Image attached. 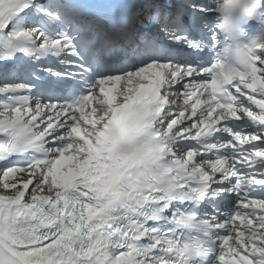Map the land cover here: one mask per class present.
<instances>
[{
    "label": "snow or ice",
    "instance_id": "1",
    "mask_svg": "<svg viewBox=\"0 0 264 264\" xmlns=\"http://www.w3.org/2000/svg\"><path fill=\"white\" fill-rule=\"evenodd\" d=\"M168 7L0 0V264H264V45Z\"/></svg>",
    "mask_w": 264,
    "mask_h": 264
},
{
    "label": "clouds",
    "instance_id": "2",
    "mask_svg": "<svg viewBox=\"0 0 264 264\" xmlns=\"http://www.w3.org/2000/svg\"><path fill=\"white\" fill-rule=\"evenodd\" d=\"M212 6L213 63L218 72L231 74L248 62L258 44L264 45V28L244 39L250 20L264 25V0H212Z\"/></svg>",
    "mask_w": 264,
    "mask_h": 264
},
{
    "label": "bare ground",
    "instance_id": "3",
    "mask_svg": "<svg viewBox=\"0 0 264 264\" xmlns=\"http://www.w3.org/2000/svg\"><path fill=\"white\" fill-rule=\"evenodd\" d=\"M23 178H26L27 179V176L26 177L23 176ZM0 192H3V189H0Z\"/></svg>",
    "mask_w": 264,
    "mask_h": 264
}]
</instances>
